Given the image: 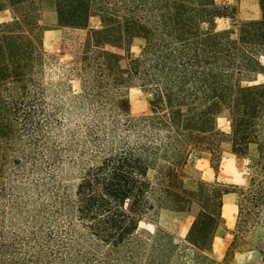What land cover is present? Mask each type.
Here are the masks:
<instances>
[{
  "label": "trees",
  "instance_id": "1",
  "mask_svg": "<svg viewBox=\"0 0 264 264\" xmlns=\"http://www.w3.org/2000/svg\"><path fill=\"white\" fill-rule=\"evenodd\" d=\"M38 1L0 0L16 16L0 22V176L7 144L27 136L33 147L13 161V176L52 198L30 212L23 193L0 186V264H215L224 197L238 194L243 230L264 210V176L189 187L185 169L194 151H206L218 170L223 143L237 155L252 144L264 152V0L261 17L235 31L217 30L230 8L215 0H49L70 40L56 82L44 76ZM94 16L100 28H89ZM135 37L142 52L123 66L116 50ZM133 81L152 90L151 112L138 117L126 96ZM225 111L227 136L217 127ZM65 126L69 161L81 169L72 193L61 191L64 161L46 145ZM193 205L181 243L140 229L157 208Z\"/></svg>",
  "mask_w": 264,
  "mask_h": 264
},
{
  "label": "rangeland",
  "instance_id": "2",
  "mask_svg": "<svg viewBox=\"0 0 264 264\" xmlns=\"http://www.w3.org/2000/svg\"><path fill=\"white\" fill-rule=\"evenodd\" d=\"M219 6L229 7L227 16L216 19L217 30L235 31L239 25L250 19L261 17L259 0H215ZM40 37L42 40V54L44 61L48 63L44 69L45 80L56 82L62 74V68L67 65L70 58V43L66 36V30L58 24V17L52 1L39 0ZM12 8L0 11V22H8L15 18ZM103 24L99 16L91 17L89 28H100ZM72 32V31H70ZM84 32V31H80ZM145 41L141 37H135L127 50L117 49L122 55V65L129 64L130 59L139 57ZM264 63V59L262 60ZM74 89L78 83L73 81ZM152 90L133 81L126 89V96L129 101L130 113L138 117L151 112ZM82 118L75 121L80 122ZM217 127L226 136L231 132L230 115L227 111L222 112L217 118ZM66 126L50 132L46 145L49 153L57 152L63 159V165L57 170V183L61 184L62 192L72 193L80 177V167L74 166L68 157L70 143ZM26 139V140H25ZM33 146L30 145L27 136L23 139L13 141L5 147L7 160L4 161V170L0 176V186L5 184L15 192H21L23 201H28L29 210L33 212L37 205L42 204L43 199H50L52 196H38L39 189L30 186L27 190L21 181L13 176L14 160H22ZM55 149V150H54ZM221 161L215 170L211 163V154L206 151H194L187 162L185 169L186 184L194 187L199 180L209 183L214 181L226 184H235L240 187L247 186L253 177L264 176V152L260 153L259 146L252 144L245 155L234 154L228 143L221 145ZM52 186H50L51 188ZM67 197V196H66ZM69 197V196H68ZM199 207L193 205L189 211L177 212L167 208H157L147 214L140 223L141 231L157 232L159 230L173 236L176 243L184 241L190 226L197 214ZM223 222L217 230L213 240L211 253L215 264H264V210L255 220H251L243 230L239 231L238 223V194L231 192L224 197ZM239 241L232 245L235 237Z\"/></svg>",
  "mask_w": 264,
  "mask_h": 264
}]
</instances>
